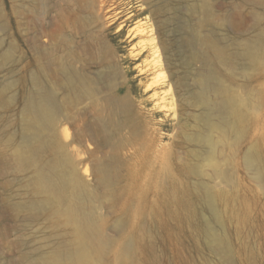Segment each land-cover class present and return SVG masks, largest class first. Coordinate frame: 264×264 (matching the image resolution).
I'll use <instances>...</instances> for the list:
<instances>
[{
	"label": "rangeland",
	"instance_id": "1",
	"mask_svg": "<svg viewBox=\"0 0 264 264\" xmlns=\"http://www.w3.org/2000/svg\"><path fill=\"white\" fill-rule=\"evenodd\" d=\"M197 1L199 12L191 16L188 9H183L184 15L190 18L199 35L208 34V28L200 27L208 16L223 39L228 59L221 67L217 88L203 93L198 86L206 70L202 61L192 58L191 68L184 70L177 57L173 54L169 57L176 64L174 73L183 78L181 95L202 94L210 105L203 108L197 103L192 108L190 113L196 122L191 129L192 137L186 140L177 127L184 111L179 108L174 86L172 96L164 104L153 95L141 59L118 61L112 68L101 69L102 73L93 65L86 75L93 80L92 89L98 85L93 90L95 102L100 104V113L107 111L102 118L114 122L107 121V126L105 122V135L111 136L113 145L104 144L97 136L94 140L92 130L86 128L94 114L91 112L97 108H92L89 99L79 109L77 122L70 121L69 128H65L75 138L68 141L67 157L95 198L83 206L82 213L74 202L64 205L58 222L50 223L14 212L0 186V264H25V253L40 264H52L44 237L61 230L71 240L74 225L67 214L99 231L106 262L114 258L123 243L134 240L130 264H264V8L258 5L260 0ZM5 9L4 0H0V20L6 14ZM9 18L6 36L0 25V49L11 50L15 57L12 12ZM248 46L251 62L235 58L237 49ZM201 51L189 44L185 48L191 57ZM162 59L165 65L163 54ZM98 73L103 78H98ZM138 86L143 89L140 91ZM125 93L130 99L129 106L121 102ZM126 117H131L130 125L122 123ZM200 137H205L206 143ZM74 143L78 145L73 146ZM4 147L0 138V152ZM253 152L257 153V160L250 163ZM104 168L109 172L108 186L98 188L97 179ZM195 168L197 172H191ZM3 180L0 165V185ZM204 192L215 196L224 224L221 228L214 227L218 237L215 242L203 232V204L199 197ZM217 239L227 242L228 250L220 248Z\"/></svg>",
	"mask_w": 264,
	"mask_h": 264
},
{
	"label": "bare ground",
	"instance_id": "2",
	"mask_svg": "<svg viewBox=\"0 0 264 264\" xmlns=\"http://www.w3.org/2000/svg\"><path fill=\"white\" fill-rule=\"evenodd\" d=\"M4 5L6 14L0 20L1 29L6 36L12 12L17 55L13 57L11 50L0 49V73L3 75L0 79V138L5 144L0 152L4 177L0 186L14 212L25 213L37 220L56 223L64 212V205L74 202L82 213L83 206L95 198L88 193L85 182L79 179L66 153L70 148L68 141L75 139L73 134L69 135L72 132H67V124L77 122L78 111L87 99L91 100L92 108L98 109L91 112L94 114L86 128L92 130L94 140L97 136L104 144L113 145L111 136L105 135L108 118L104 121L102 115L107 111L100 113L99 103L95 102L94 89L98 85L92 89L93 80L86 75L89 68L94 65L100 70L108 69L118 61L141 59L146 67L145 72L144 69L141 71L146 74L153 95L164 104L168 96H172L174 86L179 108L184 111L177 127L189 140L196 124L190 113L192 108L197 103L203 108L210 105L202 94L197 97L191 92L187 97L181 95L183 78L174 73L176 64L169 57L172 54L177 57L184 70L191 68L192 58L202 61L206 70L200 76L198 86L203 93L219 85L221 67L228 59L223 39L208 16L200 24L202 29H209L208 34L199 35L191 26L190 18L184 15L183 9H188L191 16L199 12L197 0H161L159 3L155 0H4ZM258 5L264 8V0ZM187 44L200 48V55L188 56L185 53ZM235 58L251 62V46L237 49ZM101 73L98 78L102 77ZM110 76L113 78V74ZM141 86H138L140 91ZM126 94H121V102L129 106L130 99ZM123 122L130 125L131 117ZM199 140L206 143L207 139L200 137ZM77 145L74 143L73 146ZM256 160L257 153H251L250 163ZM106 169L100 170L98 188L108 186ZM194 171L197 172V168L191 170ZM199 198L203 204V232L214 241L218 238L214 227L224 225L221 211L213 194L204 192ZM67 218L74 225L71 240L68 233L61 230L44 237L52 264H130L136 246L134 240L123 243L114 258L106 262L99 231L76 216L67 214ZM217 242L220 248L228 250L227 242L222 239ZM24 262L40 264L33 257L29 259V253H25Z\"/></svg>",
	"mask_w": 264,
	"mask_h": 264
}]
</instances>
